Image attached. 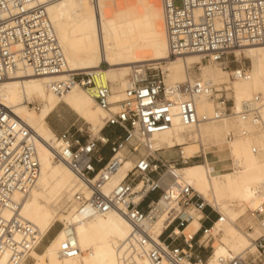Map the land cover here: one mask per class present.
<instances>
[{
    "label": "built area",
    "instance_id": "1",
    "mask_svg": "<svg viewBox=\"0 0 264 264\" xmlns=\"http://www.w3.org/2000/svg\"><path fill=\"white\" fill-rule=\"evenodd\" d=\"M51 1L0 0V82L18 71L29 70L36 76L65 72L66 58L47 14ZM161 4L169 57L198 53L204 61L231 69L236 48L264 44V0H161ZM65 73L63 79L50 83L53 92L63 96L80 86L90 91L107 113L101 130L104 138L83 139L71 128L57 135L55 160L66 163L84 187L71 200L79 214L90 217L116 211L129 221L131 231L120 248L122 264H211L221 233L217 223L223 215L176 172L200 154L185 157L179 148L177 157L166 159L159 154L160 149H155L152 136L170 129L176 117L187 126L208 120L198 112V96L218 102L216 118L237 114L261 123L262 96L245 102L236 113L224 90L201 79L177 83L170 88L172 96H167L161 70L152 63H136L125 97L112 102L111 86L97 82L99 70ZM231 74L249 77L245 65H236ZM115 103L117 110L113 108ZM105 127H118L124 134H104ZM103 146H109L106 157L101 153ZM127 158L135 160L134 165L120 182L107 189ZM39 174L32 129L0 106V264L27 263L32 250L38 249L43 240L14 200L16 193L29 195ZM195 212L202 214L200 226L186 233ZM252 215L261 229L253 239L255 249L216 256V264H264V207L253 210ZM160 220L162 228L156 233L154 226ZM59 251L65 258L80 254L72 226L67 228ZM5 254L8 258L2 262Z\"/></svg>",
    "mask_w": 264,
    "mask_h": 264
},
{
    "label": "bare ground",
    "instance_id": "2",
    "mask_svg": "<svg viewBox=\"0 0 264 264\" xmlns=\"http://www.w3.org/2000/svg\"><path fill=\"white\" fill-rule=\"evenodd\" d=\"M47 14L66 58L65 72L99 70L97 82L111 86L112 102L125 97L136 63H152L161 70L167 96H172L170 88L175 84L194 79L214 86L231 84L234 113L240 112L243 104L252 101L256 95L262 96L261 123L242 119L237 114L216 118L218 102L198 96V112L208 120L187 126L176 117L170 129L152 136L155 149L179 146L185 157L202 152L203 163L187 164L176 168V172L223 215L217 227L229 241L214 245L211 264H216V256L238 254L248 248L253 251V239L261 234L260 226L254 223L252 231L244 232L240 225L247 220L242 218L245 212H239L238 208L246 206L253 211L264 207V89L260 85L264 77V44H248L233 51L236 60L243 53L251 61V74L247 67L248 78L233 77V69H225L211 60L203 63L202 55L198 53L169 57L161 0H53L47 5ZM103 63L107 64L106 69ZM193 64H200L198 76L190 73ZM127 71L129 74L124 80L122 75ZM65 72L36 76L29 70L18 71L0 82V106L8 108L32 129L40 161L35 186L28 196L16 193L14 200L20 205L21 215L35 225L41 239L56 221L64 222L42 252L32 250L33 264H122L120 248L131 231V224L116 211L90 217L80 215L71 200L77 191L83 190V184L66 163L54 158L53 150L59 146V139L47 117L60 102L84 118L96 137H105L101 130L107 113L90 91L75 86L59 96L50 88V83L63 79ZM108 76L113 77L114 84ZM218 90L226 91L224 88ZM35 96L44 102L39 112L28 107L35 103L29 101ZM113 108L117 110L118 104H113ZM225 136L232 140L227 141ZM193 142L200 144L196 151H193ZM134 163L132 158L125 159L106 188L120 182ZM209 194L213 199L208 197ZM64 198L72 206L66 210V215L61 212ZM201 215L195 212L186 233L199 228ZM69 226H72L81 250L73 258L62 257L59 251ZM161 228L162 220L156 223L154 231L158 233ZM7 258L8 254H5L2 262Z\"/></svg>",
    "mask_w": 264,
    "mask_h": 264
},
{
    "label": "rangeland",
    "instance_id": "3",
    "mask_svg": "<svg viewBox=\"0 0 264 264\" xmlns=\"http://www.w3.org/2000/svg\"><path fill=\"white\" fill-rule=\"evenodd\" d=\"M160 2V0H159ZM239 60H236L235 54L233 53L231 58L234 60L231 63V69H233L236 65H245L246 67H248L249 71L251 69V61L249 58L244 57V54H240L238 55ZM172 59H176V58H172ZM203 63H207L206 61H203ZM104 69L107 68V64L103 63L102 64ZM199 66L200 64H193L191 65V67L189 68L190 73L192 76H198L200 74V70H199ZM221 67V66H219ZM229 69V70H231ZM228 70V71H229ZM129 74V71H127L124 75H122V79L126 80L127 75ZM251 74V71H250ZM111 80V82L113 83V77L112 76H108ZM229 78H231V80H234L230 75ZM114 84V83H113ZM261 88L264 89V77L262 78L261 82H260ZM218 89L220 88H224L226 91H224V94H226V97L229 100V105L233 106L234 105V94H233V90H232V86L229 83L226 84H222L220 86H216ZM229 87V90L226 88ZM85 92H87L85 90ZM88 93V92H87ZM89 94V93H88ZM29 101H34L35 103H32L30 105H27L30 109H33L35 112H39L43 105L44 102L41 98L39 97H32V99H29ZM39 104V109L33 107V105H38ZM234 109V107H233ZM47 120L49 122V125L51 126V128L55 131V133L60 134L62 133L64 130L71 128L74 131H76L77 135H79L80 137H82L83 139H87L90 137H94L96 138V135H94V133L92 132L91 128H90V124L85 121L84 118H82L81 116H79L73 109H71L68 105H66L64 102H60L57 107L53 110V112L47 117ZM111 127H105L103 133L106 134L107 130L110 129ZM102 134V133H101ZM226 137V136H225ZM226 140H232V139H228L226 137ZM198 145H200L199 143H194L193 142V151H196L198 148ZM101 153L103 156H108L109 154V146H103L101 147ZM179 152V147H175V148H169V149H162L159 154L161 156H163L166 159L172 160L175 157H177V154ZM202 153V152H201ZM201 153H198L201 154ZM55 165H60V163L58 162H53ZM197 163H203V156L200 155L199 157H197L195 160H193V162H190L189 165L191 164H197ZM210 199H213V196L211 194H209L208 196ZM70 201H68L66 198L63 199V202H61V212L63 214H67L66 210L67 209H71L72 206L68 205ZM211 203V202H210ZM212 204V203H211ZM209 209V208H207ZM210 210V209H209ZM239 212L244 211L245 213L243 214L242 218H245V221L243 220V223L240 225V228L244 231H252L255 227V224H258V221L256 220L255 216L252 215V210L249 209L246 206H242L238 208ZM251 210V211H250ZM250 219V220H249ZM251 220H253V222L251 223ZM64 226V222L61 221H56L54 223V225H52V227L49 229V231L46 233V235L43 237V240L41 242V244L39 245V248L36 250L38 253L42 252L45 248V246L50 242L51 238L54 236V234L61 229ZM247 226H252L251 230H247ZM194 230V229H193ZM220 239V240H219ZM228 238L226 237V235H224V233H220L215 244L217 242L220 243H228ZM238 253V252H237ZM35 262V258L32 255V257L28 260V262L26 264H33Z\"/></svg>",
    "mask_w": 264,
    "mask_h": 264
},
{
    "label": "crops",
    "instance_id": "4",
    "mask_svg": "<svg viewBox=\"0 0 264 264\" xmlns=\"http://www.w3.org/2000/svg\"><path fill=\"white\" fill-rule=\"evenodd\" d=\"M106 134L113 135V136H122L124 134L123 130L118 127H111L107 130ZM207 212H209V209H206ZM215 215L213 214V217ZM209 223V222H208Z\"/></svg>",
    "mask_w": 264,
    "mask_h": 264
}]
</instances>
